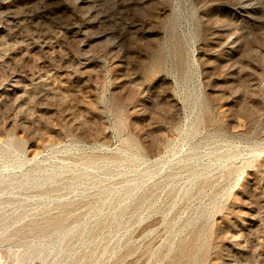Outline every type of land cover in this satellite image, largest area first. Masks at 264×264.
Here are the masks:
<instances>
[{"label": "rangeland", "instance_id": "1", "mask_svg": "<svg viewBox=\"0 0 264 264\" xmlns=\"http://www.w3.org/2000/svg\"><path fill=\"white\" fill-rule=\"evenodd\" d=\"M0 264H264V0H0Z\"/></svg>", "mask_w": 264, "mask_h": 264}]
</instances>
